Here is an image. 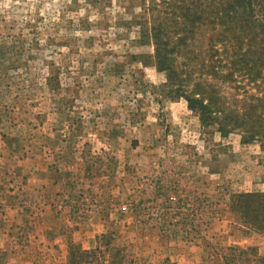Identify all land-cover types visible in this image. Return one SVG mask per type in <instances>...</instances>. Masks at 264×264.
<instances>
[{
	"label": "rangeland",
	"instance_id": "1",
	"mask_svg": "<svg viewBox=\"0 0 264 264\" xmlns=\"http://www.w3.org/2000/svg\"><path fill=\"white\" fill-rule=\"evenodd\" d=\"M151 8L0 0V264H68L71 240L92 250L102 233L125 264H208L237 246L264 254V146L203 124L170 85L144 37ZM213 27L178 56L188 88L208 79L219 101L242 106L264 85L256 59L233 80L203 74Z\"/></svg>",
	"mask_w": 264,
	"mask_h": 264
},
{
	"label": "trees",
	"instance_id": "2",
	"mask_svg": "<svg viewBox=\"0 0 264 264\" xmlns=\"http://www.w3.org/2000/svg\"><path fill=\"white\" fill-rule=\"evenodd\" d=\"M151 2L152 25L144 30V37L154 44L155 63L159 70L167 73L170 85L173 87V82L178 83L189 106L200 114L203 124L216 125L224 135L231 131H250V135L245 136V142L259 138L264 146V85L258 87V93L250 94L242 106L232 107L218 100L217 87L208 79L194 81L189 89L194 77L186 67H182L183 62L178 57L187 46L191 33L195 34L203 24L211 23L214 33L209 44L210 56L203 65L207 71L202 73L212 72L226 80H233L238 72L247 74L248 66L252 70L255 68L250 63L251 57L256 59L254 61L258 66V73H252L255 74L254 80L259 74L264 83V0H161L163 5H168L164 16L154 11L161 5L160 2ZM167 22L177 24L179 31L176 37L171 35ZM218 42L225 46L223 50L227 54L224 60L219 57L221 49L217 47ZM224 67L229 69L225 71ZM185 71L187 74L183 75ZM113 239L112 234L102 233L97 247L92 250L82 249L71 240L68 264H106L107 260L108 264H125L122 248L111 247ZM101 255L108 259L100 261L98 256ZM220 256L218 261H208V264H264V254H260L254 246L247 249L230 247Z\"/></svg>",
	"mask_w": 264,
	"mask_h": 264
},
{
	"label": "built area",
	"instance_id": "3",
	"mask_svg": "<svg viewBox=\"0 0 264 264\" xmlns=\"http://www.w3.org/2000/svg\"><path fill=\"white\" fill-rule=\"evenodd\" d=\"M124 208H126V206H124Z\"/></svg>",
	"mask_w": 264,
	"mask_h": 264
},
{
	"label": "crops",
	"instance_id": "4",
	"mask_svg": "<svg viewBox=\"0 0 264 264\" xmlns=\"http://www.w3.org/2000/svg\"><path fill=\"white\" fill-rule=\"evenodd\" d=\"M50 164V163H49ZM49 167V166H48Z\"/></svg>",
	"mask_w": 264,
	"mask_h": 264
}]
</instances>
